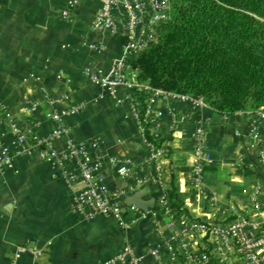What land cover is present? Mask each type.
<instances>
[{"label":"crops","instance_id":"1","mask_svg":"<svg viewBox=\"0 0 264 264\" xmlns=\"http://www.w3.org/2000/svg\"><path fill=\"white\" fill-rule=\"evenodd\" d=\"M99 7V0H0V140L13 153V167L0 173V264H8V255L23 246L37 248L40 256L34 259L26 252L18 264H100L126 241L143 256L141 264H157L147 255L155 247L163 264H234L230 247L219 246L213 232L189 224L223 226L242 212L264 229V165L257 157L264 108L223 116L206 105L148 90L117 102L85 71L107 73L122 55L119 36L92 26ZM51 99L62 109L84 104L65 117L69 131L57 142L58 149L68 140L96 137L106 152L133 164L125 178L107 167L102 171L110 188H123L127 196L142 191L141 200L150 203L140 214L126 213L128 230L108 217L79 220L70 212L71 187L59 169L40 159V148L17 152L10 122L23 131L38 122L35 131L49 133L55 127L47 117ZM141 118L162 150L158 169L146 162L149 147ZM198 122L207 126L212 158L202 189L190 183ZM163 199L173 216L172 228L164 226Z\"/></svg>","mask_w":264,"mask_h":264},{"label":"built area","instance_id":"2","mask_svg":"<svg viewBox=\"0 0 264 264\" xmlns=\"http://www.w3.org/2000/svg\"><path fill=\"white\" fill-rule=\"evenodd\" d=\"M100 7L94 14L93 28L99 31L110 30L124 39L122 55L113 60L107 73H99L88 68L85 69L90 80L101 87L111 98L117 102L130 101L135 98L137 91L148 90L154 95H171L193 105H206L202 100L190 96L167 93L161 90L144 87L137 79L138 71L133 67V61L142 50L155 39V29L169 18L170 0H99ZM122 90V96L119 91ZM58 100H48L52 109L47 117L54 122L55 127L47 134L39 135L35 130L39 125L33 122L28 130L19 129L16 124L10 122V130L17 138L18 153H29L34 146L40 148V159L48 162L52 168H57L65 184L71 187L70 212L83 222H91L97 217L103 216L113 219L124 231L129 229V222L125 215L130 213H142L134 205L126 204L127 191L123 188H110L102 176L104 168L113 170L119 177H127L133 164L127 158H119L106 152L98 138H90L84 142L68 140L63 149L57 148V142L68 133L65 117L83 109L80 103L71 109L55 107ZM207 106V105H206ZM264 108V107H261ZM260 108V109H261ZM140 119L139 113H134ZM264 119V111L261 113ZM141 123V122H140ZM144 130L146 126L141 123ZM145 138V137H144ZM31 140V145L26 141ZM149 155L146 162L154 164L158 169L162 157V150L151 142H147ZM259 162L264 165V139L257 150ZM212 163V158L207 147V126L198 122L193 134V160L191 165L190 183L198 189H202L205 182L206 167ZM13 167V153L0 140V173ZM79 188H72L75 185ZM163 216L166 220L164 226L172 228L174 220L170 209L163 199ZM246 225L247 231L244 232ZM157 232L162 235V225L157 226ZM191 229L210 231L223 236H237V245L243 256L242 264H262L264 260L263 240L256 241L253 233L257 227L251 220L236 215L230 226H208L201 222L189 224ZM244 230V231H243ZM262 247H257V245ZM30 252L34 259H38L40 251L28 246L19 247L8 255V264H18L21 256ZM147 255L151 256L157 264H163L159 247L150 248ZM143 256L136 254L134 247L126 241L122 249L116 254L106 258L100 264H141ZM39 264V263H38Z\"/></svg>","mask_w":264,"mask_h":264},{"label":"trees","instance_id":"3","mask_svg":"<svg viewBox=\"0 0 264 264\" xmlns=\"http://www.w3.org/2000/svg\"><path fill=\"white\" fill-rule=\"evenodd\" d=\"M133 67L140 83L223 116L264 107V0H170ZM144 137L155 143L147 127Z\"/></svg>","mask_w":264,"mask_h":264},{"label":"rangeland","instance_id":"4","mask_svg":"<svg viewBox=\"0 0 264 264\" xmlns=\"http://www.w3.org/2000/svg\"><path fill=\"white\" fill-rule=\"evenodd\" d=\"M236 215H241L242 217H245V218L251 220V222L256 223L257 227H256V229H255V231L253 233V238L256 241L261 240V239L263 240V238H264V231L263 230L264 229L259 225L258 220H254L253 218L247 216L245 213H242V212L235 213L233 220L235 219ZM232 221L228 222L227 224H225L223 226H219V227L223 228V227H226V226H230ZM243 228L245 230V231L244 230L243 231L246 232L247 231L246 225ZM215 235H216L215 239H216V241H217L219 246H228V247L231 248V250L233 252V255H234V264H242L243 256H242V254L240 253V251L238 249V245H237V242H236L237 236L228 235V236H223L222 237L221 235H217V234H215ZM259 246L262 247V245L258 244L257 247H259ZM263 246H264V244H263ZM262 251H263V254H264V247H263ZM262 264H264V260H263Z\"/></svg>","mask_w":264,"mask_h":264},{"label":"water","instance_id":"5","mask_svg":"<svg viewBox=\"0 0 264 264\" xmlns=\"http://www.w3.org/2000/svg\"><path fill=\"white\" fill-rule=\"evenodd\" d=\"M143 195V192H135L129 196L126 197V203L127 205H134L138 209L142 211H147V208L149 207L150 203L142 201L141 197ZM127 219H133V216L131 214H128Z\"/></svg>","mask_w":264,"mask_h":264}]
</instances>
